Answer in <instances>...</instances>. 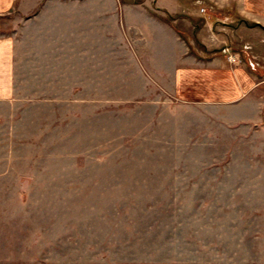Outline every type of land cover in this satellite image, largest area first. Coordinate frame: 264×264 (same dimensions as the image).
Returning <instances> with one entry per match:
<instances>
[{
  "label": "rangeland",
  "instance_id": "374dc122",
  "mask_svg": "<svg viewBox=\"0 0 264 264\" xmlns=\"http://www.w3.org/2000/svg\"><path fill=\"white\" fill-rule=\"evenodd\" d=\"M193 1L163 19L257 72L255 115L175 97L145 50L22 49L0 101V264H264V17ZM22 20L0 15V39Z\"/></svg>",
  "mask_w": 264,
  "mask_h": 264
},
{
  "label": "crops",
  "instance_id": "0c3cea01",
  "mask_svg": "<svg viewBox=\"0 0 264 264\" xmlns=\"http://www.w3.org/2000/svg\"><path fill=\"white\" fill-rule=\"evenodd\" d=\"M132 1L0 0V15L16 12L23 19L13 34L0 39V101L14 96V59L22 49H72L78 51V60L82 49L104 50L110 57L114 50L132 49L147 51L142 55L145 65L154 66L152 73L159 76L152 80L169 82L175 97L208 105L248 100V111L255 115L257 72L244 61L233 65L224 56L192 54L186 40L163 19L195 17L199 11L194 10L193 0ZM222 1L238 3L239 13L234 16L264 17L258 12L260 8L264 12V0H209ZM104 58V66L112 64L111 58Z\"/></svg>",
  "mask_w": 264,
  "mask_h": 264
}]
</instances>
